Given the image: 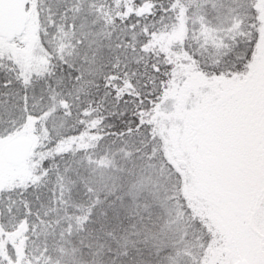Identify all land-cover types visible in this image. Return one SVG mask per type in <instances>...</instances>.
<instances>
[{
    "label": "snow or ice",
    "instance_id": "6c2138e0",
    "mask_svg": "<svg viewBox=\"0 0 264 264\" xmlns=\"http://www.w3.org/2000/svg\"><path fill=\"white\" fill-rule=\"evenodd\" d=\"M0 264H264V0H0Z\"/></svg>",
    "mask_w": 264,
    "mask_h": 264
}]
</instances>
